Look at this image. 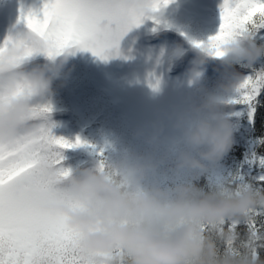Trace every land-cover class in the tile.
Returning a JSON list of instances; mask_svg holds the SVG:
<instances>
[{"label": "clouds", "instance_id": "clouds-1", "mask_svg": "<svg viewBox=\"0 0 264 264\" xmlns=\"http://www.w3.org/2000/svg\"><path fill=\"white\" fill-rule=\"evenodd\" d=\"M128 7L153 16L147 0H129ZM225 50L221 78L211 92L202 88L200 75L210 56L197 51L190 79L202 94L139 127L135 135L146 146L143 151L125 149L104 172L85 167L62 175L55 164L42 167L53 191L73 197L75 206L57 200L43 207L66 218L86 264H264L261 258L218 255L217 241L202 229L225 219H247L248 209L264 207V191L247 187L234 193L219 186L205 191L193 182L162 185L159 180L184 170L198 178L232 148L234 129L225 101L243 76L235 65L253 66L264 57V43L242 39ZM66 59L29 71L30 90L0 107V139L28 121L34 102L47 100L52 80L45 72L59 71Z\"/></svg>", "mask_w": 264, "mask_h": 264}, {"label": "snow or ice", "instance_id": "snow-or-ice-1", "mask_svg": "<svg viewBox=\"0 0 264 264\" xmlns=\"http://www.w3.org/2000/svg\"><path fill=\"white\" fill-rule=\"evenodd\" d=\"M147 2L155 13L170 0ZM128 3L129 0H46L42 17L21 10L25 28L0 42V107L30 90L28 64L37 54L54 59L78 46L106 59L110 51L118 48L121 37L145 19ZM103 21L107 24L102 26ZM112 24L114 29L109 26ZM242 39L264 43V0H223L219 30L206 42L194 45L219 60L226 55V45ZM246 67L251 72L243 74L225 103L229 115L246 116L255 126L258 114L264 110V68ZM51 111L47 100L34 102L28 121L13 136L0 139V264H86L77 249V235L66 218L43 207L45 202L57 200H67L75 206L70 193L52 190L41 169L55 164L62 175H67L71 170L63 166V150L83 143L79 138L70 143L54 136ZM260 130L264 133V119ZM257 144H264V135ZM245 164L247 169L241 167L229 173L217 186L234 193L247 187L264 191V155L252 152ZM97 170H107L103 159ZM202 229L217 241L218 255L246 256L255 262L264 251V207L248 209L247 219H225L218 225H202ZM120 251L114 250V254Z\"/></svg>", "mask_w": 264, "mask_h": 264}, {"label": "trees", "instance_id": "trees-1", "mask_svg": "<svg viewBox=\"0 0 264 264\" xmlns=\"http://www.w3.org/2000/svg\"><path fill=\"white\" fill-rule=\"evenodd\" d=\"M45 2L46 0H16L4 5L5 21L14 29V34L25 28L20 20L21 10L25 14L33 12L42 17ZM176 7L178 9H172L166 14L157 12L161 16L156 21L145 18L134 28L142 34L140 38L138 36L139 42L159 40L162 35L169 34L178 45L174 44L165 58L168 67L178 71L189 53L196 56L197 51L201 50L195 47L194 42H206L209 37L215 35L219 30L220 21L207 28L200 19L201 8H188L182 5ZM65 57L66 62L59 71H50L52 92L47 101L52 105V111L49 113V118L55 125L52 133L70 143H75L77 138L83 143L79 147L63 150V166L70 170L97 167L101 159L107 163L118 157L125 149L143 151L146 146L135 135L136 130L142 125L136 122L132 113L134 101L125 92L128 79L99 80L97 74L102 70L100 57L89 50L73 46L54 59L37 54L28 66L43 63L50 67L59 64ZM205 66L202 88L211 92L216 89L221 78L219 72L221 64L218 59L210 57ZM235 67L251 72L244 63ZM252 67L256 70L264 68V57ZM59 74H63L62 80ZM55 77L60 78L54 81ZM200 94L201 89L195 85L190 100ZM229 118L233 124L234 142L230 151L216 165L198 178H194L187 170L180 174L165 173L159 177L160 183L171 185L193 182L208 191L215 188L217 182L227 177L229 173H235L241 167L247 169L245 160L252 152L264 155V144H257V139L264 135L260 130L264 110L258 114L255 126L248 122L246 116L229 115ZM65 122L68 124L66 128L63 126ZM260 258L264 259V251L260 253Z\"/></svg>", "mask_w": 264, "mask_h": 264}, {"label": "rangeland", "instance_id": "rangeland-1", "mask_svg": "<svg viewBox=\"0 0 264 264\" xmlns=\"http://www.w3.org/2000/svg\"><path fill=\"white\" fill-rule=\"evenodd\" d=\"M9 1L16 0H0V42L9 34L14 35V29L6 23L3 11L4 5ZM222 2L223 0H170L166 6L160 7L157 12L166 14L180 5L188 8L199 7L202 9L201 21L207 28H210V26L220 21V5ZM157 12L153 13L156 18L155 21L161 16ZM104 24H107V21H103L102 26ZM109 26L115 28V24ZM141 35L134 27L127 31L121 37L118 48L110 51L106 59L101 58L102 70L97 74V78L99 80L128 79V87L125 92L134 101L132 113L136 118V122L143 126L158 116H163L165 113L182 107L189 102L195 86L194 81L190 79V70L194 66L195 54H188L186 62L181 68L186 67L180 73L170 74L166 69L165 56H168L171 45L174 44L175 40L168 34L159 43L152 44L137 41L138 36L140 38ZM257 42L262 43L261 41ZM36 66L49 68L47 64L36 63L28 67V70L30 71ZM235 70L242 74L250 73L247 69H237L235 67ZM204 71L205 68H203L200 75ZM221 71L222 66L220 67ZM45 75L51 77L50 71H46ZM59 75L62 80L63 74ZM60 77H55L54 81ZM153 85H156V87H153ZM63 126L66 128L68 124L65 122Z\"/></svg>", "mask_w": 264, "mask_h": 264}]
</instances>
